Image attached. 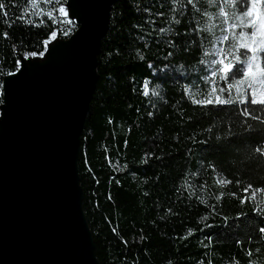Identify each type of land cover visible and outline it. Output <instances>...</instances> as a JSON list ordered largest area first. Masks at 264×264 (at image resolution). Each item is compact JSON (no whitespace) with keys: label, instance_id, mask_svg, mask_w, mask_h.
<instances>
[{"label":"trees","instance_id":"16d2710c","mask_svg":"<svg viewBox=\"0 0 264 264\" xmlns=\"http://www.w3.org/2000/svg\"><path fill=\"white\" fill-rule=\"evenodd\" d=\"M252 1L245 9L227 0L228 18L219 15L221 0H193L187 9L191 15L184 18L179 0H116L112 5L77 159L83 212L99 264H264V234L258 231L264 212L253 213L256 207L264 209V190L258 191L264 189V155L256 152L264 144V120L239 113L248 107L239 100L252 78L238 93L237 83L221 81L218 72L212 78L216 95L228 99L230 91L235 103L193 102L211 92V80L201 79L210 73L199 61L217 58L220 48L228 52L232 32L238 37L242 30L253 31L236 20ZM4 2L8 16L0 22V34L9 35H0V107L2 82L16 71L15 60L25 52L43 51L42 41L52 29L69 27L59 22L62 14L55 24L44 14L60 5ZM261 5L264 23V0ZM21 12L28 13L24 20L17 19ZM29 18L32 24L25 22ZM175 19L181 20L179 25ZM228 22L237 27L225 32ZM190 24L196 33L187 32ZM222 35L229 39L219 40L215 49ZM244 51L233 49L236 55ZM259 65L264 71V53ZM145 80L150 81L147 97ZM229 82L233 87L221 94L220 87ZM255 114L264 118V111Z\"/></svg>","mask_w":264,"mask_h":264},{"label":"water","instance_id":"95a60500","mask_svg":"<svg viewBox=\"0 0 264 264\" xmlns=\"http://www.w3.org/2000/svg\"><path fill=\"white\" fill-rule=\"evenodd\" d=\"M115 1L68 0L75 33L3 79L0 264H99L77 159Z\"/></svg>","mask_w":264,"mask_h":264},{"label":"snow or ice","instance_id":"6c2138e0","mask_svg":"<svg viewBox=\"0 0 264 264\" xmlns=\"http://www.w3.org/2000/svg\"><path fill=\"white\" fill-rule=\"evenodd\" d=\"M24 4H28L29 2L32 3V6L35 7V0H23ZM46 3L48 4H54V5H60L58 8H54L52 13H44L45 15L48 16V19L51 20L54 24L57 22V15L58 14H62L63 15V19H60L59 22L60 23H67L69 25L68 28L66 29H60V28H54L52 29L49 34L48 37L46 39H44L42 41L43 44V51L40 52H36V51H29V52H25L22 54V58H17L15 60V69L16 71H19L20 69H22L23 67V61L28 60L30 58H34L37 56L43 57L45 55L46 52H48L50 50V44L55 42L56 40L59 39V37L61 35L68 37L71 36L75 33L76 28L74 27L76 25V21L74 19L71 18V16L69 15V12L66 10V7L64 6L66 4V0H45ZM179 2L181 3V5H183V7L180 10V16L181 18H184L186 16L191 15L187 9L188 6L193 4V0H179ZM227 2V0H221V3L218 5L219 7V15L222 17L227 18V12H225L223 4ZM234 3L239 4L242 8H247V4H248V0H233ZM7 5L4 2V0H0V22H3L7 16H8V12H7ZM173 11H175V9H173ZM32 15H36L39 16L40 13L39 12H33ZM250 10H245L241 13V16H250ZM28 16L27 12H21L20 16L17 17L18 20H24L25 17ZM239 19V18H238ZM26 23L32 24L33 21L29 18L25 21ZM181 22L180 19H175V23L177 25H179ZM225 22H227V20L225 19ZM41 23H43V21H41ZM241 24H243V21L241 20ZM9 27H11L12 25L9 24ZM39 26V25H36ZM233 29H235L237 27L236 24H233L231 26ZM244 27H248V28H252L253 31L251 33H247L245 31H240L239 36H235V34H233V39L234 41H236V43H233L232 45H230L229 47V51L227 53V55H224L223 59H212L211 61H204L203 59H201L199 62L200 64H206V70L210 73V75L208 77H202L201 79H203L205 82H208L209 80H211V87L212 90L211 92L208 94V98L206 100H201V101H193L194 103H200V104H212L213 100L211 99L212 95L216 93V81L212 78L217 76V73H229L231 72V75H221L220 76V80L221 81H226V80H231V81H235L236 83H243V77L248 76L249 71L252 67V62L254 60H258L260 58V54L264 53V36H261L260 39H255L257 37V31L255 26L249 22L247 25H244ZM161 33H164L165 35H167V33L165 32V29L161 28L159 30ZM198 30L192 26L190 24L187 32L188 33H196ZM225 32L228 31V29H224ZM3 36V38L7 39L8 37V33L7 32H3L2 34H0ZM246 36H250L252 38V44H247V43H243L241 42L243 40L244 37ZM229 39L228 35H224L222 37H220V41L221 43H223L224 41H227ZM163 42V41H162ZM171 41H169V46H172ZM189 43H192L191 41ZM243 48L245 49V51L243 53H241L240 55H236L233 52V49H235V52H239V50ZM13 50L15 51V45L13 46ZM249 53H252V55H249ZM216 55H223L224 54V49L220 48L217 49L215 52ZM173 53L171 51H169L167 53V56H172ZM205 56L208 55L207 52L204 53ZM231 55L233 56V59L235 61H237L239 63V67L236 66V64H232V63H228L226 64L224 61L225 59H227V57ZM241 56L244 57V59H241ZM167 58V57H166ZM222 65V67L220 68H216V65ZM150 67H152L150 65ZM181 68H183L184 66L181 65ZM257 67H259V64H257ZM165 68H167V65H165ZM2 68H0V73H2ZM16 71H9L7 74L8 75H15ZM237 73H239V75H237ZM149 84L150 81L145 80L143 82V95L145 97L149 96ZM197 86L195 83L192 85V87ZM233 87V84L231 82H229L226 86H221L219 89V92L222 94L226 91V88L228 90H230ZM251 87V85H250ZM239 89H237V92L239 93ZM152 95H157V93L155 92V90L152 91L151 93ZM185 94H188V88H185ZM215 102L217 104H232L235 103V101L231 98V92L229 91V98L228 99H221L220 95H216L215 97ZM240 104H245L248 105V107H245L243 109L239 110V113L241 116L243 117H251L252 119H262L264 120V118L259 117L258 115H256L255 113H257V111H264V109H260V110H256V109H251L250 111V107L251 105H256V104H260V105H264V99H260L258 100L255 95H252V98L249 102L247 97H244L243 99L239 100ZM153 113L149 112V116H151ZM244 123H247V121L245 120ZM251 130V125H249L248 129H246V131H250ZM209 131H211V129H209ZM202 143H206V141H202ZM256 152L257 153H261L262 155H264V144H261L259 147L256 148ZM219 183H225V181L221 180L218 181ZM227 183H231V181H227ZM248 188H251V185H248L247 188L244 189L245 192L248 191ZM264 189H258V191H261ZM255 197V192H253L252 194V198ZM241 203H244V200H241ZM258 212H264V209H261L259 207H256L253 209V213L256 214ZM261 218H264V216H262ZM212 225H207V227H211ZM191 231V230H190ZM258 231L262 234H264V226L260 227L258 229ZM209 241H211V237L208 238ZM237 243L239 244L240 242L237 241ZM251 250H249V256H251Z\"/></svg>","mask_w":264,"mask_h":264},{"label":"rangeland","instance_id":"374dc122","mask_svg":"<svg viewBox=\"0 0 264 264\" xmlns=\"http://www.w3.org/2000/svg\"><path fill=\"white\" fill-rule=\"evenodd\" d=\"M261 1L262 0H254V1H252V6H251V8L248 9V10H250V13H251L250 16L236 15V20L239 22V25H247L249 22H251L255 26L256 31H257V37L255 39H257V40L260 39L261 36H264V23H263V20L261 18V15H262V13H261V11H262ZM241 20L243 21V24H241ZM231 26L232 25L228 22L226 27H225V29H228V31L233 29ZM233 33L234 32H232V35H233ZM222 36H220V37H222ZM219 40H220V38L214 43V48L215 49L217 47V44H218L217 42ZM241 42L251 45L252 44V38L250 36H246V37L243 38V40ZM233 43H236V41H234V39L229 44V47ZM227 53L228 52H225V54L219 55L217 58L216 57L215 58H210L209 57V59L207 61H211L212 59H223L224 55H227ZM208 54H210V53L208 52ZM250 55H252V53H250ZM224 62L226 64L232 63V57L228 56L227 59H225ZM257 64H259V59L258 60H254L252 62V67H251L250 70H248L249 71L248 76L242 78L243 79V83H237L236 85L234 84L235 90H237V89L242 90L241 85L245 86L244 85V81L246 79L252 78L251 87L249 88V91H248L247 95L243 96L241 99H243L244 97H250V99H251L253 94L255 95V97L258 100L264 99V71L262 70L260 65H259V67H257ZM217 66H219V68L222 67V65H219V64H217ZM219 74L220 75H224L225 73H220L219 72ZM209 88H210V91H211L212 90L211 85H210ZM215 97H216V93L213 94L212 97H211V99L213 100L212 104H217L215 102ZM207 98H208V95L207 96H200V98L194 97L193 101L206 100ZM197 104H200V103H197Z\"/></svg>","mask_w":264,"mask_h":264},{"label":"bare ground","instance_id":"6f19581e","mask_svg":"<svg viewBox=\"0 0 264 264\" xmlns=\"http://www.w3.org/2000/svg\"><path fill=\"white\" fill-rule=\"evenodd\" d=\"M69 58L68 57H64L60 59V65L63 67L66 63H68Z\"/></svg>","mask_w":264,"mask_h":264}]
</instances>
